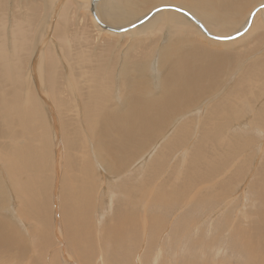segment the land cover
Wrapping results in <instances>:
<instances>
[{"label":"bare ground","instance_id":"1","mask_svg":"<svg viewBox=\"0 0 264 264\" xmlns=\"http://www.w3.org/2000/svg\"><path fill=\"white\" fill-rule=\"evenodd\" d=\"M7 1L8 0H0V37H4L3 32L4 29L6 28L5 17L7 14L6 13L7 6H9V3H7ZM37 1L38 0H30V1L12 0V2L10 3V5L12 6L11 19H10L11 20L10 29L12 31L10 32H16L17 34L11 33L12 36L8 38L9 39L8 41L13 43L12 49L14 47V51L17 52L21 51V50L19 51L17 50L18 48H21L20 47L21 45L17 44L15 39H19V38L23 39L24 38L23 31H25V34H27L26 32L28 33L31 32L30 34H31V38H33L32 40L35 39V37L32 36L34 35V32L36 30V26H37L36 22L38 19L39 21L42 19V18L40 19L41 4L40 5L39 3L37 4L36 3ZM48 1L51 2V0ZM91 1L79 0V4L78 3L75 4V6L77 5L76 7H78V11H82L83 13L86 12L89 13L90 5H91V14L94 17L88 20L87 27L82 29V31L80 32L81 34L77 36H75L72 33L69 36L66 35V33L69 32L70 26H65L66 19L65 22L63 20L64 18H67L66 16L67 13L69 12L66 9L62 10L63 12L59 17L58 24L53 26L52 29V33L54 36L52 42L53 44L48 49H46L45 52L40 51L38 53L37 58H39V63L41 65L39 64V66H36L37 68H35L36 70L34 69L35 71L30 72L29 74L27 73L28 71L26 72L27 67L29 65L28 61L30 54L27 53L25 50L24 51L27 53V55H24L25 53L23 55L17 54L16 58H14L15 54L13 53V51H11V54L8 51L7 52L5 51L6 45H4L5 49L3 48L0 49V140H2L3 142V139H5L3 143H0V151L1 150L4 151L3 152L4 154L6 151L4 150L5 149L4 146L9 142L11 143V140L17 143L15 147L13 145L14 147L13 149L8 150V152L6 151L7 153L6 155H4L6 156L5 158H7V159L4 158L5 159L4 165L8 164L6 165L7 167L4 166V168L6 167L5 169L6 172H4L3 170L4 168L2 166L4 159H0V171L3 170L2 172H4L5 174L8 173V175L6 176L9 177V181L10 179L12 180L11 182L13 184H14L13 181L15 180L22 183V181L25 182V180H27V177L31 178V176H33L34 177L33 179L36 180L37 182L36 181L34 182L33 180H31V182L36 183L37 186L39 184L38 180H40L41 183L39 186H37L36 189L37 196L39 193L40 194L39 199H42L43 201H46L45 200L46 197L49 202L48 205L50 207L51 204L49 200L50 198L48 199L49 196L48 197L46 196V190L50 188V186L48 187L49 185L48 180L50 178L49 175L53 176V174L55 173L58 176L60 171L58 169H57L58 171L55 170L56 169L55 166L57 163L56 162H55L56 164L53 163V159H54L52 157L53 154L49 156L50 154L49 152L52 151V149L47 148L49 147L48 145L49 139L53 137L55 138V141L59 140L62 142L61 144L64 146L63 154H64V148L65 150L67 148L69 153L72 150L71 154L68 153V157L70 158L67 157L68 158V159L66 158L67 161L64 160L65 157L64 159H62L65 162H67L69 166L67 168L66 166L68 164L64 165L63 162L64 168L61 169L62 172L67 169L66 171L67 176L65 177V181L63 182V184H61L60 187V193L62 192L64 193V195H62L61 198L64 205L62 209L64 210H62L61 212L62 216L61 214L60 216L61 218H63L62 222L65 223V224L63 223L64 224L63 226H66L67 232L71 231V234L69 236H66L69 234L66 233L65 235L66 239L70 242H73L75 244L77 243L80 245L81 243L87 242L89 240H91V243L93 242L92 241L93 238L91 235L93 229L91 224H93V221H91V216L94 208V197L97 194L95 189V178L97 176L95 175L94 163L92 164L93 160L92 161L90 160V157L88 156L89 154H85L84 158H86V160L84 161V165H82L79 162L78 158L76 157L79 156V154L75 155L73 153V150L80 151L81 149L84 148L90 149V156H92V158L93 156L96 158L95 163L97 164V166L100 165L99 167L101 166L104 167L107 172L110 162L105 163L103 161L104 158H106L105 157L106 151L103 154V151L101 149L108 150L111 147V149L113 150L116 149L118 150V148L116 147L117 144H123L121 145V147L118 146L120 148L119 150L125 152L126 150L124 149L127 148L130 149V151L127 150V153L126 152L123 153L124 154L123 156L122 154H120V152H117L119 156H116V154L115 156L113 155L114 157L110 161H114L115 163L117 161L118 164L117 163L116 164L118 166L116 164L114 165H116L117 167H123V169H127L136 162L133 161L135 158L141 157L138 163L144 166L145 162H147L148 160V157L144 156L142 152L144 151V149H146L149 142L156 136V134L166 129V127H168L170 123L173 124V120L175 117L178 118L174 125L175 128L177 125H179L180 128H186V129L189 128L190 125L193 123V120L187 119L183 123L181 121V118L184 117L189 111L192 113L194 108L198 107L201 104L200 102H202L204 98H209L216 91H218L220 87H222L223 81L230 74H232L233 70L238 65H240V63H242L241 60L244 59L245 61L246 60L245 57L253 54L254 52L252 53V51L255 47L261 48L263 46L261 42H264V35H262L264 34V30L261 29L263 31L261 32L260 25L258 26L256 24L258 22L257 20L259 19L260 22L263 20L261 24L264 23V9L262 10L260 9L261 11L258 10L259 16H257L258 13H256L255 15L258 17L257 18L255 16L256 19L254 17H251L250 19L247 20V22L245 20L243 22L242 20L246 17L245 15L246 13L244 14L245 17L243 19L241 18L244 13V9H245L244 7L248 3H249L248 8L251 7L250 3L252 4L254 3L255 5V2L256 5L260 4L261 6L262 5L264 6V0H100V1L91 0ZM29 2H32V4L31 3L29 4ZM19 5H21L20 8L23 9V11L21 13H19L18 10L16 12H13V10H15V8ZM46 5L47 7L49 6L48 4ZM68 7L70 8L71 6ZM248 8L247 11L250 10ZM254 11L251 8V12ZM144 14L146 16L143 17ZM89 18L91 17L89 16ZM101 21H104L109 26L102 24ZM134 21H137L136 24H138V26H136L135 28L126 31L125 33H120V34L112 33V32H119V30L122 27H127L130 24H132ZM260 22L258 24H260ZM96 24H98L99 27ZM257 27H260L259 30L261 32L260 34L261 36L256 34ZM79 28L81 30V26ZM245 29H247L248 31L243 36L238 38L237 35L240 31L237 33L236 31L241 30L242 32L245 31ZM110 30L112 31L111 33ZM232 32H234L235 34L234 33L231 34ZM50 34L51 33H49V35ZM228 34L229 36L231 35L230 40L228 41L217 40V39H223L221 38L222 36L226 37L225 39L229 38V36L228 37L225 36ZM120 38L123 39L121 43L119 41L121 45H124L125 41L127 40H129V43L125 46L126 48L124 47L125 50L121 54H120L121 51H119V54L121 56H118V53L116 54V52H114V48L118 46V39ZM57 39L60 41L59 44L56 41ZM2 40L4 41V38ZM88 40H90L88 45L84 44V42L87 43ZM216 41L219 42L216 43ZM34 42L35 41H33V43ZM90 42L91 44L92 43L94 44L95 52L93 54H91L92 53L91 49L88 52H84L85 49L83 47L85 46L88 48L93 47V44L91 45ZM43 45H45L44 42ZM72 47H76V49H73L71 51L70 49ZM257 48L255 49L258 50L259 48L258 49ZM121 49L122 47L120 48V50ZM21 60H24V62H22L23 64L20 65V63L18 62ZM64 60L69 62L66 65L70 67L67 68L68 71L65 70L64 69L65 66L62 65L61 61L64 62ZM35 61H37V59ZM120 61L122 62V65L120 64ZM60 64L64 68H61L59 66ZM30 69L32 68L30 67ZM62 70H64L65 72L67 71L66 74L67 73L68 74L67 75L63 74ZM83 70H87L86 71V73L88 72L87 76L82 75ZM112 70H113V74L111 73ZM79 72H81V74ZM238 75H239L237 76L238 79L237 78L235 79L237 81L234 84H232L231 82L232 85L229 88H226L227 89L226 91L223 90L225 91V93H223V96L209 108L208 117H207V119L209 120L206 121L205 124H202V126L198 125L200 128H205L202 130V133H204L203 140L201 142L202 146L199 148L200 151L198 153H197V148H195L194 153H192L191 164L189 166L188 172H186L187 176L181 183H183L184 181L185 183L191 181L194 182L195 180L207 178L209 175L212 174L211 172L212 168L209 167L212 165V162L214 163V165H217L216 162L220 160L219 163L222 165V162L224 163L226 161L224 160L225 158H222L223 156L218 157L217 152L215 153L212 152L213 154L210 157L208 156L209 158L201 154L202 153L201 149L202 148L206 149L204 146H206L208 142L215 143L214 151H216L217 149L218 151L221 150L222 154H226L227 152H230L232 150V148L230 147L232 146H234L233 148H236L235 146L236 145L239 146L238 145L239 143L244 144L245 138L242 139L243 142H240L239 140V142L237 144L235 143V145L234 144L232 145V143L229 141L231 139L228 140L230 144L225 143L226 141L223 144H219L218 141L219 138L223 136L224 133L223 130L227 128L230 124H232L231 122H234L235 124L234 118H236V116L238 117L239 112L244 107L250 108V110H252L253 112L256 109L257 105H255V101H256L255 96L258 95L260 91L259 90L260 89L259 86L261 87L260 81H262V78L264 79V55L257 57L255 59L253 58L250 59L248 63L244 64ZM116 76L120 78V88L119 91L117 92L121 95V102L120 105L118 106L114 105L110 101V98L113 93L112 81L116 78ZM47 78L49 80L52 79V83H53V85L51 84L52 87L54 88L55 86V88L57 89L59 88L57 91L60 92L61 96L62 95L64 96V97L62 96L64 102L61 101L62 97L61 99L58 98V100L61 101L63 105H61L60 102L56 100L57 105L58 102L60 104L56 106V108L59 111V115L61 114L60 116H65L66 111L67 114L68 112L73 110L71 107L69 108V106L74 105L73 102H76L78 104V105L75 104L76 106L78 107L80 106L79 107L80 110H78V113H80V117L78 116L79 117L78 118L77 115L75 117H71V118L69 117L72 120V123L68 125L70 130L67 127H65L66 125L62 126V128L58 126L57 129L56 128L57 126L55 127L54 124L52 125L50 123L51 124L50 126H52L51 127L52 131L51 130L49 131L50 126H47V123H44L45 120L43 115L45 111L43 108L45 106H43L42 104L43 101L40 102L39 101L40 99H38V97L35 96V91L39 88L36 87L37 89H35L34 86L41 85V82H45ZM83 78H85V83L81 82V79ZM60 79H64L63 81L65 82H61ZM48 85L46 86L48 87ZM45 88L46 87L44 86V91L47 92V88L46 89ZM221 89H224V87ZM38 92H42V91L37 90V93ZM42 95H44V93ZM73 96L78 97L79 100L77 99L75 100L71 98ZM251 96H253L252 97L253 99L251 98ZM48 97L50 96L48 95ZM54 99H56V97L52 98V100ZM76 106H74V108ZM120 110H124V112L119 113ZM194 111H196V109ZM255 113L257 114V117L255 119V121L257 122L258 118L263 114V110L261 108H257L255 110ZM79 123L81 127L79 126ZM233 126L234 125L232 124L231 127ZM256 127H258V124H256ZM176 133L178 134V137L176 138H178L179 140H175L176 142H172L171 140L170 146L173 143L178 144V142H180V139H183V136L185 135L184 133L175 130L174 134ZM234 134L235 132L231 135L233 136ZM108 137H112V139ZM234 140H236V138ZM88 141H91L90 143L93 144V148H90L91 145ZM131 143H136V144L138 143V144L136 147H132L133 145ZM204 143L206 144L204 145ZM130 144H131V148H129ZM8 145H10V147L12 146V144H8ZM167 145L169 147V143ZM167 145L165 144L166 148H168ZM227 145H229L230 147ZM172 147H174V145H172ZM46 149H49L50 151ZM167 150L169 151L171 150V148ZM56 152L59 153L60 151L59 152L56 151ZM233 152H234L233 153L234 156L235 151ZM238 153L239 152L236 151V156L238 155ZM64 155H66V152ZM57 156H58L57 158H59L58 161L61 162V154H57ZM130 156H132V158L134 159L132 160ZM236 156H234V161L239 160V158L237 159ZM232 157H230L229 159H231ZM108 158L110 159V157ZM205 158L206 159L208 158V160L206 164H203V162H201L200 160ZM8 159H10L11 161L10 162L6 161ZM130 159L132 160V162H130L131 161ZM225 163L227 164V161ZM53 166L55 169H53ZM110 166L112 169L115 170L116 167H114L113 165ZM215 168L216 169L214 170L213 173L217 172V166ZM121 169L122 168H120V171ZM118 170L119 169H117V171ZM146 170L144 171L146 172ZM259 170L261 172L260 174H262L263 179L260 182V187L258 189L259 190L261 189L260 199H263L264 201V167L261 169L259 168ZM110 171L112 170L110 169ZM120 171L116 173L118 174ZM50 172H52V174ZM112 172L114 173V171ZM70 174L71 177H69ZM8 177H5V179L6 178L8 179ZM0 178H2L3 180V177ZM69 178H72V181H70ZM229 178H230L229 181H231L232 179L230 175ZM63 179L64 178L62 177V180ZM116 179L117 178H115V180ZM50 181L51 179L49 180V183ZM167 181L168 180H166V183L169 182ZM11 182L9 183L10 186L12 185L10 188L14 187ZM16 184L17 183L15 182L14 184L15 189H16ZM142 184H141V189H138L141 196H143L141 192L144 191L146 192V188L143 186L144 184L143 185ZM0 186L2 192L1 193L2 195L0 194V197L1 196L5 197V195H3V192L5 191L4 189L5 186L4 187L2 186V182ZM21 186L23 185L20 184L19 188ZM142 186L144 187V189L142 188ZM25 187L26 186L23 187L24 190L29 189L28 188L29 186L27 188ZM30 187H31L30 189L32 190L33 188L31 185ZM19 188L17 189L19 190ZM125 189L127 190V188ZM183 189L184 187H178V186H176L175 188L173 187L172 198L179 199L181 192L182 191L185 192V190ZM33 190L31 192H33ZM147 191L151 192V190H148V188ZM122 192H124L123 188H122ZM27 193L29 194L30 192L27 191ZM27 193H25L26 198L24 199L25 202H27L26 203L27 205L22 199L20 201H22V204L24 203L26 205L25 206L23 204L24 207L28 209V211H30V208L33 211L35 209H32L34 208L32 207V205L36 204L37 201L36 203L34 202L35 195H33L32 193L30 194V196H32L33 198L31 197L32 200L30 201L27 196L28 195ZM125 193L127 192L125 191ZM131 193L132 191H129L128 195L126 194L127 196L122 193L125 197H127V199L124 197L125 199L122 200V202L128 200V198L130 199L128 207L127 209L125 208L127 205L121 207L123 209L125 208L126 210H122L120 208L122 211H120L119 213L116 210V212L114 213L113 220L111 219L110 223L108 222L109 224H107V226L109 225V228L111 227V229H113V234L117 236L116 237L117 239L122 238L121 236L122 231H123V236L126 238L125 236L126 232L124 231L127 230L129 231V229H131L130 227H134L135 225H137L136 223L138 220L136 221V218H138L137 217L138 214L136 213L137 216L135 217L134 215L135 209L133 206L132 207L134 213H132V209L130 210V206L134 205L131 200ZM154 193H156V191ZM167 194L169 193H164L159 196L156 193L155 198L159 196L157 197V200L165 201L167 200L165 198L168 197ZM14 195L16 196V193ZM20 195L22 194L19 193L18 198L20 197ZM4 197H1L0 199ZM12 197L14 199V196ZM27 199L29 201H27ZM1 201H3V199L0 200V202ZM20 201L18 200L17 202L19 203ZM125 203L127 204V202ZM159 203L164 205L162 202ZM22 204L20 203V205ZM5 208H7V205ZM142 208L144 209L143 210L144 213L146 210H148L146 206ZM19 211H21L20 208ZM23 212L24 213L22 214L28 216L29 218L30 212H27V210H26L27 214L25 211ZM34 213L36 214V212H33L32 214ZM45 213L43 215L44 217L45 215H47V211ZM15 216H18V214H16ZM43 216L42 219L44 218ZM49 216H51V214L48 215L47 219H49ZM20 220L21 222L23 221L22 218ZM38 221H40V219H38ZM2 222H4V224H7L8 222L9 226L11 225L9 221H7L6 223L5 221ZM39 224H41V221ZM46 225L47 223L46 224L44 223V225H42L41 228L45 226L44 227L45 229L47 228L49 229L50 227H47ZM6 226L3 225L2 223L0 224V246L2 247L3 245L5 249H7L5 246L6 244H8L9 247L11 246L13 247V244L14 246L17 244L14 243V240L15 241L21 240L20 237H18L19 234L18 235L17 233L15 234L18 239H16V236L13 235L15 233L13 229H12L13 233L12 231L10 232L9 230V228H12L14 226L12 225L11 227L8 226L9 228ZM19 226L21 225L19 224ZM109 228L106 227L108 231L110 230ZM136 228L137 227H135L134 229ZM35 231H37V235H38L39 230L35 229ZM35 231L32 234L36 235ZM26 232L28 234V231ZM48 232L46 231V235ZM104 232L105 231H103V233ZM97 234H99V232ZM39 235H41V233H39ZM105 235L108 236V232ZM131 236H133V234H131L130 237ZM112 237L114 239L115 236L112 235ZM136 238H138V236ZM119 240L116 241L120 242ZM124 240L126 241V239ZM42 241L44 240H41V242ZM1 243L4 244L1 245ZM44 243L46 242L44 241ZM91 243L89 241V244ZM118 244L121 245L120 243ZM122 244H124V242ZM119 245L118 247H120L121 250H125L124 247L125 245H123L124 249H122L123 248L122 245L121 246ZM36 247H38V249L36 248L35 251L36 250L39 251L40 249L37 244ZM20 249L15 248L16 252L17 250L19 251ZM84 250L85 249H83V251ZM116 250L120 252L119 249ZM41 251H44L43 248L41 249ZM19 252H21V250ZM121 252H125V251H121ZM126 252L128 254V251ZM124 256L128 257L126 254H124ZM77 258L78 256L75 259ZM56 259L57 258H55L54 260ZM84 259H86V261L83 262L87 264L88 258H84ZM77 260H79V258ZM88 260H90V258ZM105 261L108 260L106 259ZM53 262L50 263L49 261V264H53ZM65 263L66 261L64 262V264ZM46 264L48 263L46 262Z\"/></svg>","mask_w":264,"mask_h":264},{"label":"rangeland","instance_id":"2","mask_svg":"<svg viewBox=\"0 0 264 264\" xmlns=\"http://www.w3.org/2000/svg\"><path fill=\"white\" fill-rule=\"evenodd\" d=\"M22 1H24V0H22ZM45 1L46 0H38L36 2L37 4L39 3V5L41 4L40 5V10H41L40 11V16H41L40 19L41 18L42 19L40 21L38 19L36 22L37 23L36 30L34 32V35L32 36V37H35V39L32 40L33 38H31V34H30L31 32L30 33L26 32L28 34V37H27V34H25V31H23V33H24L23 39H21V38L15 39L17 44L21 45L20 47L22 49L21 48L17 49L18 51L21 50V51H19L20 53L17 51H14V47L12 49L13 43L8 41L9 40L8 38H10V36H12V34H15L16 32H10V31H12L10 29V27H11V24H10L11 20L10 19H11V12H12V8H11L12 6L10 5V3L12 2V0L7 1V3H9V6H7V10H6L7 14L5 17V24H6L5 27L6 28L4 29V32H3L4 37H0V39H1L0 40V49L6 48L5 51L6 52L8 51L10 54H11V51H13V53L15 54L14 58H16L17 54L23 55L25 53L24 55H27V53H29L30 54L29 55V61H28L29 65L27 64L28 67L26 70V72L28 71L27 72L28 74L30 72L35 71L36 70L35 68H37L36 66H39V64H40L39 58H37L38 53L40 51L45 52V50L48 49L53 44L52 42H53L54 36L52 33V29H53V26L58 24L59 17L61 15V13L63 12L62 10L66 9L69 12V13H67V16H66L67 18H64V20H63L65 22V19H66L65 26H70L69 32L66 33L67 36L71 35V33L74 34L75 36L81 34L80 32L82 31V29L87 27L88 20L94 18L93 15L91 14V5H90V10H89L90 12L89 13H87V12L83 13L82 11H78V7H76L77 5L75 6V4L76 3L79 4V0H77V1L73 0L74 4H73L72 0L71 1L70 0H59V1L58 0H51V2H49L48 0L46 2ZM98 1H100V0H98ZM30 3L32 4V2H29V4ZM91 3H92V1H91ZM46 4H48L49 6L47 7ZM21 5L17 6L18 8L16 7L17 9L15 8V10H13V12H16L18 10V12L21 13L23 11V9L20 8ZM248 5H249V3L244 7L245 9H244L243 15L246 13L245 14L246 17H245V15L244 16L242 15V17H241L242 19L245 17L243 20L241 19L243 22H244V20L247 22V20L250 19L251 17L255 18V16H256L255 14L258 13V10L264 9L263 5L261 6L260 4H257L259 6L258 7L256 5V2H255V5H254V3L253 4L250 3L251 7H249V8H248ZM68 6H71V7L69 8ZM247 8L250 10L247 11ZM251 8L253 11L255 8L257 10L255 9L254 12H251ZM247 14H248V16H247ZM249 14H250V16H249ZM89 16L91 18H89ZM144 16H146V15L144 14L143 17ZM257 16H259V13ZM6 18H7V20H6ZM257 21L258 22L256 24L258 26L260 25L261 28L257 27V30H256L257 33L256 34L260 35L261 32H263L261 29L264 30V28H263L264 23L261 24V22H263V20L260 22V19ZM103 22L104 21H101L102 24L109 26L107 23H105V22L103 23ZM259 22H260V24H258ZM136 23H137V21H134L129 26L122 27L119 30V32H112L110 30V33L111 32L115 33V34L125 33L126 31H129L130 29H133L136 26H138V24H136ZM42 24L45 26H43ZM96 25L98 26V24H96ZM80 26H81V30L79 28ZM259 28H260L261 32H260ZM44 29H45V31H44ZM258 30H259V33H258ZM39 31H42V32H39ZM47 31H49V32H47ZM247 31H248L247 29H245V31H242V32H241V30L236 31V33L239 32L237 37L240 38ZM234 32H232L231 34H233ZM47 33H48V35H47ZM49 33H51L52 35L51 34L49 35ZM18 34H20V33H18ZM262 35H264V34H262ZM225 36L228 37L229 34L225 35ZM230 36L227 39H225L226 37L222 36L221 38H223V39H217V40L228 41V40H230ZM3 38H4V41L2 40ZM36 39H37V41H36ZM122 40L123 39H121V38L118 39V46H116V48H114V52H116V54L118 53V56H121L120 54L125 50V48H126L125 46L129 43V40H127V41H125L124 45H121L120 43L122 42ZM33 41H35V42L33 43ZM56 41L59 44L60 41L58 39ZM89 41L90 40H88L87 43L84 42V44L88 45ZM119 41H120V43H119ZM219 41H216V43H218ZM43 42L45 43V45H43ZM91 42H90V44H91ZM261 43L263 44V46L261 48L258 47L259 48L258 49L257 47H255L258 50H256L254 48L252 51V53L254 52L253 54L246 56L245 61H244V59L241 60L242 63H240V65H238L236 67L237 69L235 68L233 70L232 74H230L228 76L230 78L227 77L223 81L222 87H220V89L218 91H216L211 97L204 98V100H202V102H200L201 104L198 107L194 108V110L196 109V111L193 110L192 113L189 111V112H187V114L184 117L181 118V121L183 123L187 119L193 120V123L190 125L189 128H187V129L186 128H180L179 125H177L175 128L174 125L178 119L177 117H175L173 120V124L170 123V125L168 127H166V129H164L161 132L156 134V136L149 142L148 146L146 145L147 146L146 149H144V151L142 152L144 154V156L148 157L147 162H145V164H144L145 167L142 164L138 163L140 161L141 157L134 159V158H132V156H130L132 160L134 159L133 160L134 162L136 161L134 164H132L129 167L131 169H129V168L123 169V167H117L118 163L115 159L114 160L116 161L117 164L114 161H110L115 156V154H116V156H119L117 154V152H120V154H122V156H123L124 155L123 153H125V152L127 153V150L130 151V149H127V148L124 149V150H126L125 152L120 151L119 147H121V145H123V144H117L116 147L118 148V150L117 149L113 150V149H111V147L108 150L101 149L103 151V154L106 151V153H105L106 158H104L103 161L105 163H109V162L111 163L112 162L111 164L109 163V168L112 171H114V173L112 171H110L109 168H108L109 170L107 169V172H106V169L104 167H102V166L99 167L100 165L97 166V164L95 163L96 158L94 156H93V158H92V156H90V149L84 148V149H81L80 151L79 150L78 151L73 150V153L75 155L79 154L80 157L79 156H76V157L78 158L79 162L82 165H84V161L86 160V158H84L85 154H89L88 156L90 157V160L91 161L93 160L92 164L94 163L95 175L97 176L95 178V189H96L97 194L95 193L96 195L94 197V208H93V212H92V216H91V221H93V224H91L92 228H93L91 235H92V238L94 240L91 238L93 241L92 243H91V240H89L91 244H89V241H87V242L81 243V245H82L81 246L80 244H77V243L75 244V243L70 242L66 239V236H69L71 234V231L67 232L66 226H63L65 223L62 222L63 218H61V216H62L61 212H62V210H64V209H62L64 207V205H63V201L61 200V198H62V195H64V193L63 192L60 193V187H61V184H63V182L65 181V177L67 176L66 175L67 169L63 172L61 169L64 168V165L68 164L64 160H66V158L68 157L69 151L67 148H66V150L64 148V154L66 152V155L63 154V147L64 146L61 144L62 142L59 140L55 141V138L51 137L53 139H51V138H50L51 140L49 139V144H48L49 147L46 146L47 148L52 149V151H50L49 149H46V150L50 151L49 156L51 154L54 155V156L52 155V157L54 158L53 163H55V162L57 163V164L55 163L57 166V167L55 166L56 169L54 168V166H53V169H55L56 171H58V170L60 171L58 176L55 173L53 174V176L49 175L50 176L49 180L51 179V181L49 183V180H48V184H49L48 187L50 186V188H48L49 191H48V189L46 190V196L47 197L49 196L48 199L50 198L49 199L50 203H51L50 207L48 205L49 202H48L46 197H45L46 201H43L42 199H39V196H40L39 193L37 196V190L36 189H37V186H39L41 183L40 180H38L39 184L37 186H36V183L31 182V180H33L34 182L36 181L33 179L34 177L31 175H29V176H31V178L27 177V180H25V182L22 181V183L15 180L13 182H14V184H15V182L17 183L16 189H15V185L11 182L12 180L10 179V181H9V177L6 176V175H8V173L7 174L4 173V172H6L5 171V169L7 167L6 165H8V164L4 165V163H5L4 161H5V159H7V158H5L6 156H4V155H6L8 150L13 149L17 143L15 141L11 140V143L9 142V143L5 144L4 150H6L7 152L5 151V153L3 154L4 151H2V150L0 151V157L2 155L4 156V157L2 156L0 159L5 158L3 160L2 166H3V168H4V166H6L3 169L4 172H2L3 170L0 171V173L2 172L0 177H3V180H2V178H0V180H1L0 185L2 182V186L3 187L5 186V188H4L5 191L3 192V195H5V197L4 196H1V197H4V198H2L3 201L5 200L6 203H8L9 205L6 204L5 201L0 202V222L6 226L8 224L7 221H9L11 223V225L14 227L9 228V227H11V225L9 226V224L6 227L9 226L8 228H9L10 232L12 231V233L14 230L15 233L13 235H15L16 233H17V235L19 234L18 237H20L21 242L19 240H17V241L14 240V243L15 244L17 243L15 245L16 247L12 243L14 249L12 246H11L12 248L9 247L8 244L5 245L7 248V249H5V247H3V245H2L4 243H1L2 247L0 246V264H46V262L49 264V261H50V263H52L54 261L55 263L53 262V264H64L65 261H66L65 264H80V263L83 264L84 263L83 261H86V259H84V258H88V259L90 258V260L87 259V262H88L87 264H109V262H110V264L111 263L112 264H146V263L147 264H264V201H263V199H260L261 198V195H260L261 189L260 190L258 189L260 187V182L263 179L262 174H260L261 172H260L259 168L261 169L264 167V118H263L264 117V94H263L264 93V79L263 78H262V81H260V83H261L260 84L261 87L259 86L260 91H259L258 95L255 96L256 99L254 98L257 101V103L255 101V105H257L256 109L261 108L263 110V114L258 118V120L256 122L255 121V119L257 117V114L255 113L256 109L253 112L252 110H250V108L247 107L248 108L247 109L246 107H244L239 112L238 117L236 116V118H234L236 125L234 124V122H231L234 126L231 127L232 124H230L227 128H225L223 130V132H224L223 136L220 137L219 141H218L219 144H223L225 141H226L225 143H229V141H230L232 143V145L233 144L235 145V143L237 144L239 142V140H240V142H243L242 139L245 138L244 144L239 143L238 144L239 146H237V145L235 146L236 148H233L234 146L230 147L229 145H227L230 148H232V150L229 148L232 152L229 150L230 152H227L226 154H222L221 150H219L220 152L218 151V149L216 151H214L215 143L208 142L207 145L204 146L206 149H204V148L201 149V152H202L201 154L204 156L210 157L213 153L217 152L218 157L223 156L222 158H225L224 160L227 161V164L225 163L226 162L225 161L224 163L222 162V165H221L219 163L220 160L218 162H216L217 165H214V163L212 162V165L209 167L212 168L211 172L213 175L211 174L207 178L195 180L194 182L191 181V182L185 183V181H184L183 183H181L187 176L186 172H188L189 166L191 164L192 153H194L195 148H197V153H198L200 151L199 148L202 146L201 142L203 140V135H204V133H202V130L205 128H200L198 125L202 126V124H205L206 121L209 120V119H207L209 108L217 100H219L223 96V93H225V91L227 90L226 88H229L232 84H234L237 81L235 79L236 78L238 79L237 76H239L238 74H239L241 68L244 66V64L248 63L250 61V59H252V58L255 59L257 57L264 55V42H261ZM22 44H23V46H22ZM4 45H6L8 48L6 46L4 48ZM31 45H33V46H31ZM119 46H121L122 49L124 47L125 48L123 50L122 49L120 50L121 47H119ZM83 48L85 49V51L83 49L84 52H88L90 49L92 52L91 54H93L95 52L94 44H93L92 48L91 47L88 48L86 46ZM95 48H96V45H95ZM73 49H76V47H72L70 50L72 51ZM116 50H118V51H116ZM119 51H121L120 54H119ZM36 59L38 62L35 61ZM111 59H112V57H111ZM22 62H24V60H21L18 63H20V65H21V64H23ZM61 62H62V65L65 66V68L63 66H61V64L59 66L68 71L67 68H70V67L66 66V65L69 62L66 60H64V62L63 61H61ZM65 62H66V64H65ZM120 64L122 65L121 61H120ZM30 67L33 70L30 69ZM86 71L87 70L82 71L83 76L88 75L87 74L88 72L86 73ZM66 72L64 70H62L63 74H66ZM79 73L81 74V72H79ZM111 73L113 74V70ZM63 80L64 79H60L61 82H65ZM81 82L85 83V78L81 79ZM112 82H113V93H112V96L110 98V101L114 105L118 106V105H120V102H121V95L117 92V91H119V88H120V78L118 76H116V78ZM231 82H232V84H231ZM45 84L46 85L49 84L48 87H50V88H48ZM51 84L53 85L52 79L49 80L47 78V80L45 82H41V85H38V86L35 85L34 86L35 89L39 88V89H37L38 91H42V92L37 93V90H36L35 96H37L38 99H40L39 100L40 102L43 101L42 104H43V106H45L43 108L45 111L44 115H43L44 120H45L44 123H47V126L54 124L55 127L57 126L56 127L57 129H58V126L62 128V126L66 125L65 127H67L70 130V128L68 127V125L70 123H72V120L70 118L75 117L76 115H77V117L78 116L80 117V113H78V110H80L79 109L80 106L79 107L76 106L78 104L76 102H73L74 105L69 106V108L71 107L73 110L68 112L67 114H66V112H67L66 111L65 116H60L61 114L59 115V111L56 108V106H58L60 104L63 105L62 102H64V99H63L64 96L62 95L63 96L62 97L60 92L57 91L59 88L57 89V88H55V86L53 88ZM43 85L47 88L48 93L44 91ZM39 86L40 87L42 86L41 89ZM223 87H224V89H221ZM223 90H225V91H223ZM43 93H44V95H42ZM45 93H46V96H45ZM48 95L50 97H48ZM53 97H56V99L52 100ZM61 97H62V99H61ZM252 97L253 96H251V98ZM58 98L61 99L62 102L59 101ZM71 98H73L75 100L76 99L79 100L78 97H76V96H73ZM249 99H250V97H249ZM56 100L59 101L60 104L58 102V105H57ZM49 102H50V104H49ZM74 106H76V107L74 108ZM244 106H246V105H244ZM48 107H50V108H48ZM123 112H124V110L119 111V113H123ZM51 116H53V117H51ZM252 119H253V121H252ZM261 119H262V121H261ZM253 123L255 124V126ZM256 124H258V127H256ZM79 126L81 127L80 123H79ZM51 127L52 126H50L49 131L51 130ZM175 130L180 131V132L185 134L183 136V139H180V142H178V144L177 143L172 144L176 148L172 147V145L170 146L171 140H172V142H176L175 140H179L178 138H176V137H178V134L177 133H176L177 135L174 134ZM231 130L233 133L235 132V134L233 136L231 135V134H233L231 132ZM169 131H170V133H169ZM247 133H249V134H247ZM238 134H240L241 136ZM238 137L239 138L241 137V138L239 139ZM108 138L112 139V137H108ZM179 138H180V136H179ZM235 138H236V140H234ZM229 139H231V140H229ZM4 140L5 139H3V142H4ZM3 142H2V140H0V143H3ZM88 142L90 143L91 141H88ZM24 143H26V142H24ZM50 143H52V144H50ZM164 143L166 145L169 143V147L167 145L168 148H166ZM8 144H12V146L10 147V145H8ZM131 144L133 145L132 147L137 146L136 143H131ZM131 144L129 145L130 146L129 148H131ZM205 144L206 143H204V145ZM13 145H14V147H13ZM50 145H51V147H50ZM90 145H91L90 148H93V144L90 143ZM169 148H171V150H169L170 152L167 150ZM164 149H166L167 151ZM56 151H58V152L60 151V152L57 153ZM81 151H82V153H81ZM110 151L112 154L110 153ZM164 151H166V152H164ZM233 151H235L234 156H236V151L239 152L238 153L239 156L238 155L236 156L237 159L239 158V160L235 159L236 161H234V156H233L234 152ZM71 152H72V150L70 151L69 154H71ZM113 152H114V154H113ZM57 154H61V162L58 161L59 158H57L58 157ZM110 154L112 155V157ZM64 157H65V159H64ZM108 157H110V159ZM230 157H232L231 158L232 160L229 159ZM68 158H70V157H68ZM208 158L207 159L206 158L201 159L200 161L203 162V164H206ZM222 158H220V159H222ZM62 159H64V160H62ZM227 159H229L230 161ZM132 160L130 162H132ZM6 161L10 162L11 160L8 159ZM9 162H7V163H9ZM63 162H64V165H63ZM197 162H199V161H197ZM114 164H116L117 166ZM110 165H113L114 167H116L115 170L112 169ZM213 165H214V168H213ZM68 166H69V164L66 167L68 168ZM216 166H217V172L213 173L214 170L216 169L215 168ZM120 168H122L123 170L121 169V171H120ZM117 169H119L118 171H120L118 174L116 173V172H118ZM144 170H146V172ZM50 173L52 174V172H50ZM102 173H103V175H102ZM4 175H5V177H8V179L7 178L5 179ZM113 175L115 178H117L116 180L113 177ZM229 175L232 179L231 180L232 182L229 181L230 180ZM62 177L64 178L63 180H62ZM69 177H71V174L69 175ZM165 178H167V179H165ZM104 179H105V181H104ZM69 180L72 181V178H69ZM166 180H168L169 182L167 181L168 183H166ZM8 181H9V183L11 182L14 187L10 188L12 185L10 186ZM234 181H236V182H234ZM140 183L141 184L143 183L144 185L143 184L142 185L146 188V192H145L143 190L144 187L142 186V188H143L142 190L145 192V193L141 192L143 196H141L139 191H138V189H141ZM20 184L23 186H21L19 188ZM218 184H220V185H218ZM224 184L227 186H225ZM30 185L32 186L33 189L35 188L34 190L32 189L33 192H31L32 190L30 189L31 188ZM24 186H26L25 188H27L29 186L28 187L29 189L24 190V188H23ZM51 186H52V188H51ZM102 186H103V188H102ZM176 186L184 187L183 190H185V192H183L181 190L183 193L181 192L179 199L178 198L177 199L172 198V194H173L172 189H173V187L175 188ZM17 188H19V190ZM122 188H123L124 192H122ZM125 188H127V190L130 189L129 191H132L131 200H132L134 205L130 206V210L132 209V213H134L133 212V207H134L135 217L138 214V216H137L138 218H136V221L138 220L136 223L138 226L135 225L134 227H130L131 229H129V231L126 229L127 231H124V232H126V234L124 233L126 238L123 236V231H122L121 236L123 239L119 238L120 239L119 240L116 238L117 236L113 234V229H111V227L109 228V225L107 226V224L110 223L111 219L113 220L114 213L116 212V210L119 213L120 211L127 209L130 199L128 198V200H125L122 202V200H124L125 198L127 199V197H125L124 195H126V194L128 195V192H129ZM147 188H148V190H151V192L150 191L148 192ZM27 191L30 193L28 194ZM125 191L127 193H125ZM155 191L159 196L161 194H164V193H169V194H167L168 197L165 198L167 200H165V201L164 200H157V197H159V196H157L155 198V194H156V193H154ZM159 191L162 193H160ZM226 191H227V193H226ZM9 192H11V193H9ZM34 192H35V194H34ZM1 193L2 192H1V186H0V194ZM15 193H16V196L14 195ZM19 193L22 194V195H20L21 198L20 197L18 198ZM25 193L28 194L27 196H28L30 201L33 198L32 196H30V194L32 193L33 195H35V200L34 199L33 200L35 203L37 201V203H36L37 205L36 204L32 205V207H34L32 209H35V210L32 211L30 208V211H28V209H26L24 207V205L27 203L24 200L26 198ZM146 194H148V195H146ZM170 195H171V197H170ZM12 196H14V199ZM2 199H0V200H2ZM21 199L25 202V204L23 203L24 205L22 204V201H20ZM18 200L20 201L19 203L17 202ZM29 200L27 199V201H29ZM39 201H40V203H39ZM120 202H122V203H120ZM125 202H127V204ZM159 202H162L164 205L160 204ZM1 203H2V205H1ZM20 203L22 205H20ZM169 203H170V205H169ZM5 204L7 205V208H5L6 207ZM38 204H39V206H38ZM125 205H127L125 207L126 209L121 208ZM42 206H43V208H42ZM145 206L147 207L148 210H146L144 213V211H143L144 209L142 207H145ZM17 208H18V210H17ZM19 208L21 209V211H19ZM24 208H25V210H24ZM38 208L40 211L38 210ZM47 209H50V210H47ZM26 210H27V212H30L29 218H28V216L22 214V213H24L23 211L26 212ZM46 211H47V215H45V217H46L45 218L43 215ZM27 212H26V214H27ZM33 212H36L37 215L35 213L32 214ZM37 212L38 213L41 212V213L38 214ZM16 214H18V216H15ZM50 214H51V216H49V219H47L48 215H50ZM60 214H61V216H60ZM40 215H42L44 218L42 219V216H40ZM22 216H24L25 218ZM37 216H38V218H37ZM8 217H9V219H8ZM21 218L23 219V221L24 220H26V221L21 222V220H20ZM38 219H40L41 224H39L40 221H38ZM2 221H5V223L7 222V224H4V222H2ZM15 222H17V223H15ZM42 222H43V224H42ZM44 223L45 224L47 223L46 226L50 227L49 228L50 230L48 228L45 229L44 228L45 226H43V228H41V226L44 225ZM19 224L21 226H19ZM106 227L109 228L112 232L110 230L108 231L106 229ZM135 227H137V228L134 229ZM61 228L63 229V231ZM101 228L103 229V231H105L104 233H103ZM35 229L39 230V233H41V235H39V233H38V235H39L38 236L37 231H35ZM33 230L35 231L36 235L32 234V233H34ZM45 230L47 232L49 231L48 232L49 235H48V233L46 235ZM26 231H28V234ZM31 231H33V232H31ZM98 232L100 235L97 234ZM107 232H108V236L105 235ZM66 233H69V234L66 235ZM130 233L133 234L134 237L133 236L130 237V235H131ZM127 234H130V235H127ZM112 235L115 236L114 239H113ZM109 236H111V237H109ZM137 236H138V238H136ZM97 237H99V238H97ZM39 238L40 239L42 238L41 240H44L46 243H44V241L41 242V240ZM16 239H18L17 236H16ZM108 239H109V241H108ZM124 239H126L127 243ZM38 240H40V241H38ZM116 240H119L120 242H117ZM121 241H122V243L124 242V244H122ZM116 243L117 244L120 243L122 245V247H123V245H125L124 246L125 250H121V248L118 247L119 244L117 245ZM36 244L39 246V249H40L39 251L36 250L37 252L35 251L36 248L38 249V247H36ZM43 244H45V245H43ZM126 244H127V246L129 245L130 247L129 246L127 247ZM162 244H163V246H162ZM121 245H119V246H121ZM168 245H169V247H168ZM124 247L122 249H124ZM3 248H4V250H3ZM15 248L20 249L21 252H19L20 250L19 251L17 250V252H16ZM42 248L44 251H41ZM82 248L86 250V251L84 250L85 253H84ZM116 249H119L120 252L117 251ZM121 251H125V252H121ZM126 251H128V254ZM124 254H126L128 257L124 256ZM75 256L76 257L78 256L79 260H77L78 258L75 259L76 258ZM55 258H57L56 259L57 261L54 260ZM111 258H112V260H111ZM106 259L109 262L105 261ZM76 260H77V263H76ZM106 262H108V263H106Z\"/></svg>","mask_w":264,"mask_h":264}]
</instances>
